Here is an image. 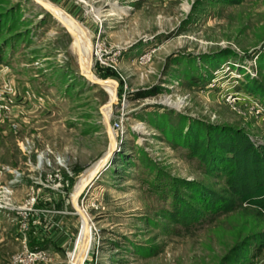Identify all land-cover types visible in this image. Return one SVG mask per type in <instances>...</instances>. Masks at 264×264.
<instances>
[{
	"label": "rangeland",
	"instance_id": "374dc122",
	"mask_svg": "<svg viewBox=\"0 0 264 264\" xmlns=\"http://www.w3.org/2000/svg\"><path fill=\"white\" fill-rule=\"evenodd\" d=\"M49 1L87 30L81 55L54 10L0 0V93L14 89L0 99V264L21 248L32 195V213L46 200L69 211L58 264H70L85 229L75 194L113 140L111 159L78 197L92 230L84 264H264L258 198L187 224L174 218L179 206L193 212L229 188L192 153L196 131L207 139L231 127L264 146V97L245 86L264 84V0ZM91 57L109 87L87 77ZM48 149L66 165L59 185L54 169L37 168Z\"/></svg>",
	"mask_w": 264,
	"mask_h": 264
},
{
	"label": "trees",
	"instance_id": "16d2710c",
	"mask_svg": "<svg viewBox=\"0 0 264 264\" xmlns=\"http://www.w3.org/2000/svg\"><path fill=\"white\" fill-rule=\"evenodd\" d=\"M224 1L237 5L245 0ZM224 51L236 52L232 48H224L219 52ZM245 86L251 93L264 97L263 83L255 80L247 82ZM201 137V133L196 131L194 139L188 142L192 153L203 162L214 165L216 174L225 176L229 188L221 193H209L206 202L200 199L195 201L193 212L189 211L187 203L179 206L174 218L177 217L179 222L187 224L200 217L201 211L222 213L234 211L241 204L240 200L244 203L249 197L258 198L264 206V195L257 194L258 191L264 189V146H256L244 130L231 127L215 128L213 134L207 139ZM191 197L193 201L196 198ZM259 240L264 246V232L260 234ZM239 255L240 252H238ZM240 256L245 259L242 254Z\"/></svg>",
	"mask_w": 264,
	"mask_h": 264
},
{
	"label": "crops",
	"instance_id": "0c3cea01",
	"mask_svg": "<svg viewBox=\"0 0 264 264\" xmlns=\"http://www.w3.org/2000/svg\"><path fill=\"white\" fill-rule=\"evenodd\" d=\"M46 201L48 206L49 202ZM47 206L42 205L32 214L29 230L25 232L20 230L21 248L19 250L24 245L32 249L44 248L49 252V260L40 264H58L60 262V252L69 244V238L71 237L69 230H65V226V229L60 226V223L64 222V218L68 219L67 214H69V211H56L55 206H53V210L47 208Z\"/></svg>",
	"mask_w": 264,
	"mask_h": 264
},
{
	"label": "bare ground",
	"instance_id": "6f19581e",
	"mask_svg": "<svg viewBox=\"0 0 264 264\" xmlns=\"http://www.w3.org/2000/svg\"><path fill=\"white\" fill-rule=\"evenodd\" d=\"M39 1L43 7H45L48 11L49 10H54L56 13L52 12L57 19H59V21H62L66 26L69 27V29L72 31L73 36L75 37V44L77 46L78 49V53L81 55V47H80V38L79 36L82 38V34L86 33L87 30L84 28L83 26L78 24H72L68 21L67 17L60 11V9H58L55 5H53L49 0H37ZM84 32L81 34V32ZM94 53V52H93ZM92 53V55H93ZM92 62V57H91V61L90 64L87 67V72L86 75L87 77L91 80V81H99L102 84H104V86H108L109 87V83L97 80L96 75L94 74V72L91 70V63ZM107 88V87H106ZM117 97V94H114L113 98H111V101L109 102L108 106L111 107V102L113 100H115ZM112 109V107H111ZM107 117V116H106ZM108 120V118H107ZM112 135V133H111ZM112 137V136H111ZM113 144V149L110 153V151H108L105 156L102 158V160L98 163H96V165H94L92 168H90L87 172H86V176H85V180L83 181L82 185L79 187L78 191L75 194V198H74V205L78 210V213L81 215L83 221H84V225H85V229H84V239L82 244L77 247V249L75 250L74 254L71 256L70 258V264H84V260L87 256V252H88V247L91 241V235H92V230L89 224V220L88 217L86 216L85 212L79 207L78 205V197L80 196V194L84 191L85 187L87 186V184H89L91 181H93V179L95 178V176L98 174L99 171H101L105 165L108 163V161L111 159L112 153L114 151V149L116 148V142L113 140L112 141Z\"/></svg>",
	"mask_w": 264,
	"mask_h": 264
},
{
	"label": "built area",
	"instance_id": "2783aa9c",
	"mask_svg": "<svg viewBox=\"0 0 264 264\" xmlns=\"http://www.w3.org/2000/svg\"><path fill=\"white\" fill-rule=\"evenodd\" d=\"M146 54H143L141 58H145ZM125 88H127V83L125 84ZM8 91H13L14 89L5 86V90H2L0 93V99L1 100H6V93ZM1 107H5V105H1ZM114 129L115 130H121L122 129V123L121 122H116L114 124ZM24 144V142H22ZM52 154V151L48 149L46 156L45 155H39L37 157V162L38 166L37 168L40 167H46V168H52L56 171L54 174L55 179L58 180V185L61 184V172L63 169H66V165L64 164L62 158L58 156L57 160L52 162V158L50 155ZM52 176V175H51ZM86 191V189H85ZM37 196L32 195L30 199L27 201L26 206H28V210L30 212H26L25 216L22 218V231L25 232L26 230H29L30 227V221H31V215L33 214L32 211H34V204L37 202ZM49 260V252L44 249V248H29L27 245H24V247L16 252L12 258L11 262L12 264H40L43 262H47Z\"/></svg>",
	"mask_w": 264,
	"mask_h": 264
},
{
	"label": "water",
	"instance_id": "95a60500",
	"mask_svg": "<svg viewBox=\"0 0 264 264\" xmlns=\"http://www.w3.org/2000/svg\"><path fill=\"white\" fill-rule=\"evenodd\" d=\"M37 1V0H36ZM37 2H39V1H37ZM40 3V2H39ZM41 4V3H40ZM42 5V4H41ZM57 18V17H56ZM59 20V19H58ZM61 22V24L63 25V26H65L70 32H71V34L73 35V33H72V31L68 28V26H66L62 21H60ZM93 83H98V84H100L101 82H99V81H92ZM117 98V97H116ZM116 103V99L115 100H113L112 102H111V107L113 106V104H115ZM109 129L111 130V131H114L113 130V127H112V125H109ZM92 182V181H91ZM91 182L89 183V184H87V186L85 187V189H87L88 188V186H90V184H91ZM84 189V190H85Z\"/></svg>",
	"mask_w": 264,
	"mask_h": 264
}]
</instances>
